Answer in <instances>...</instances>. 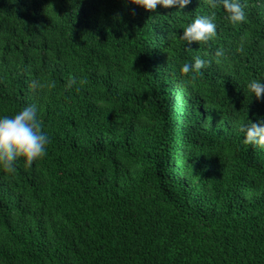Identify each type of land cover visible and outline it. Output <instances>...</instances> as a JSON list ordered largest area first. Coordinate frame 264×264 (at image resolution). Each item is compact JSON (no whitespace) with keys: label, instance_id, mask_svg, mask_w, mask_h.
Returning <instances> with one entry per match:
<instances>
[{"label":"trees","instance_id":"16d2710c","mask_svg":"<svg viewBox=\"0 0 264 264\" xmlns=\"http://www.w3.org/2000/svg\"><path fill=\"white\" fill-rule=\"evenodd\" d=\"M242 4L0 0V115L35 105L50 140L0 164V264H264V146L241 131L264 117V0ZM197 15L207 43L181 38Z\"/></svg>","mask_w":264,"mask_h":264},{"label":"clouds","instance_id":"9594fccd","mask_svg":"<svg viewBox=\"0 0 264 264\" xmlns=\"http://www.w3.org/2000/svg\"><path fill=\"white\" fill-rule=\"evenodd\" d=\"M136 4L146 9L154 10L157 5L164 7L178 6L184 8L191 0H134ZM215 3V0H213ZM229 19L235 23L245 19V9L242 0H220ZM182 39L191 43L193 41H210L216 34L217 25L212 16L197 15L186 27L183 28ZM217 56L221 51L217 50ZM206 63L204 58L196 56L194 63H184L181 67L183 73L201 70ZM76 83L72 77L68 81L71 87ZM249 90L260 99H264V80L253 79L248 83ZM39 109L35 105H28L18 110L14 115H0V164L6 169L14 170L18 157H24L31 164L34 160L46 153V146L50 142L48 134L43 130L38 117ZM245 143L264 146V117L253 122L249 120L241 125Z\"/></svg>","mask_w":264,"mask_h":264}]
</instances>
